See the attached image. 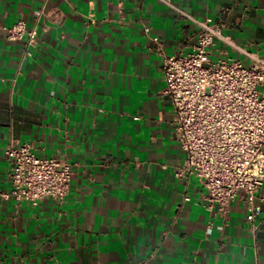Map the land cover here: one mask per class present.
I'll return each mask as SVG.
<instances>
[{"label":"crops","instance_id":"1","mask_svg":"<svg viewBox=\"0 0 264 264\" xmlns=\"http://www.w3.org/2000/svg\"><path fill=\"white\" fill-rule=\"evenodd\" d=\"M178 9L224 23L212 60L264 57V0H0V188L10 142L72 169L62 200L0 199V264H264V199L254 234L240 196L223 220L174 173L162 62L198 29ZM18 20L31 55L7 37Z\"/></svg>","mask_w":264,"mask_h":264},{"label":"built area","instance_id":"2","mask_svg":"<svg viewBox=\"0 0 264 264\" xmlns=\"http://www.w3.org/2000/svg\"><path fill=\"white\" fill-rule=\"evenodd\" d=\"M178 11L198 29L189 51L167 55L162 62L164 93L173 106L175 136L184 154L174 173L196 177L204 189V206L223 220L240 196L255 234L264 199V57L251 63L212 60L211 48L224 23ZM7 37L22 40L24 52L31 55L37 27L18 20L8 27ZM4 153L10 160V186L0 188L1 200L37 205L45 197L59 201L68 193L72 176L68 163L38 154L31 142H10Z\"/></svg>","mask_w":264,"mask_h":264},{"label":"rangeland","instance_id":"3","mask_svg":"<svg viewBox=\"0 0 264 264\" xmlns=\"http://www.w3.org/2000/svg\"><path fill=\"white\" fill-rule=\"evenodd\" d=\"M184 154H183V152H182V156H183Z\"/></svg>","mask_w":264,"mask_h":264}]
</instances>
